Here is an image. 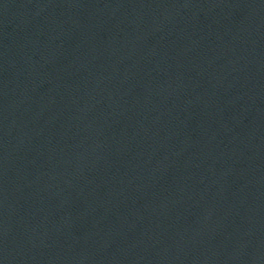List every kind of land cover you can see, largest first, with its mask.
Returning <instances> with one entry per match:
<instances>
[{
    "label": "water",
    "instance_id": "water-1",
    "mask_svg": "<svg viewBox=\"0 0 264 264\" xmlns=\"http://www.w3.org/2000/svg\"><path fill=\"white\" fill-rule=\"evenodd\" d=\"M0 264H264V0H0Z\"/></svg>",
    "mask_w": 264,
    "mask_h": 264
}]
</instances>
